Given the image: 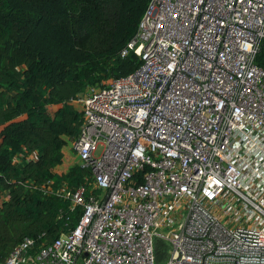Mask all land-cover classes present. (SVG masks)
<instances>
[{"label":"built area","instance_id":"2783aa9c","mask_svg":"<svg viewBox=\"0 0 264 264\" xmlns=\"http://www.w3.org/2000/svg\"><path fill=\"white\" fill-rule=\"evenodd\" d=\"M264 0H148L139 63L80 101L78 221L0 264H264ZM35 152L31 155L34 156Z\"/></svg>","mask_w":264,"mask_h":264},{"label":"trees","instance_id":"16d2710c","mask_svg":"<svg viewBox=\"0 0 264 264\" xmlns=\"http://www.w3.org/2000/svg\"><path fill=\"white\" fill-rule=\"evenodd\" d=\"M147 2L0 0V262L25 236L51 241L78 221L58 192L85 179L71 146L80 99L139 63L120 50ZM254 60L264 67V37Z\"/></svg>","mask_w":264,"mask_h":264},{"label":"rangeland","instance_id":"374dc122","mask_svg":"<svg viewBox=\"0 0 264 264\" xmlns=\"http://www.w3.org/2000/svg\"><path fill=\"white\" fill-rule=\"evenodd\" d=\"M67 151L70 152V150H67ZM72 153L73 152L71 151L70 159L74 157V154ZM171 249H172V244L169 239L164 238L160 235H155L153 237V252H154V259H155L156 264L166 263L169 258Z\"/></svg>","mask_w":264,"mask_h":264}]
</instances>
